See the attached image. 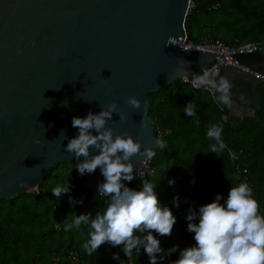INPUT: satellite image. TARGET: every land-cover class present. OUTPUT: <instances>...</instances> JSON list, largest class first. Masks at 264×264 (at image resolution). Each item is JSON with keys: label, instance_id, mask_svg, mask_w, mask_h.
Instances as JSON below:
<instances>
[{"label": "water", "instance_id": "95a60500", "mask_svg": "<svg viewBox=\"0 0 264 264\" xmlns=\"http://www.w3.org/2000/svg\"><path fill=\"white\" fill-rule=\"evenodd\" d=\"M192 3L0 0V200L35 190L47 171L63 162H81L83 157L78 161L65 151L79 131L72 118L98 113L112 102L125 117L113 113L107 122L114 135L128 132L141 151L159 148L155 144L166 126L150 116L149 94L179 79H194L219 57L226 62L214 51L171 41L182 37L186 43ZM235 58L241 66L223 64L218 72L231 84V106L217 101L219 93L214 98L235 117H253L260 109L257 87H264L256 74L264 75V53ZM129 97L137 98L140 108H132ZM144 158H130L134 179L122 181L127 187L141 186L135 173ZM80 180L88 193L97 191L104 177L97 168Z\"/></svg>", "mask_w": 264, "mask_h": 264}, {"label": "trees", "instance_id": "16d2710c", "mask_svg": "<svg viewBox=\"0 0 264 264\" xmlns=\"http://www.w3.org/2000/svg\"><path fill=\"white\" fill-rule=\"evenodd\" d=\"M185 27L188 37L196 42L221 41L235 46L238 43L264 39V0H194L192 13ZM257 94L260 109L253 117H235L219 106L207 89H196L182 80L173 82L149 94V114L164 124L161 138L166 148L159 149L163 159L157 164L152 159L156 173L148 176L163 206L171 209L177 220L171 236L153 235L167 252L174 245L176 252L158 264H172L179 259V251L195 245L194 233L187 230L186 216L191 208L213 202L217 194L224 203L228 191L244 181L252 183V197L259 204V214L264 216V87ZM191 101L195 116H186L185 107ZM223 115H226L223 118ZM222 126L221 139L225 147L211 152L217 141L207 136L210 126ZM218 146V145H217ZM154 151V149H153ZM238 154L232 160L230 152ZM174 180L170 186L168 181ZM69 184L71 191L55 197L52 189ZM132 189L141 190L142 186ZM82 203L71 205L69 197ZM179 196V207L174 197ZM110 198L98 195L96 190L85 193L76 165L63 162L49 169L38 190L0 200V264H149V257L140 249L134 250L130 260L122 245L112 247L102 244L97 252L88 255L83 245L90 240V227L81 225L65 231L80 214L103 213ZM199 223V219L193 221ZM56 224L61 228L57 229ZM140 235V233H136ZM118 253L120 259H113ZM158 258L160 255L157 254Z\"/></svg>", "mask_w": 264, "mask_h": 264}, {"label": "clouds", "instance_id": "9594fccd", "mask_svg": "<svg viewBox=\"0 0 264 264\" xmlns=\"http://www.w3.org/2000/svg\"><path fill=\"white\" fill-rule=\"evenodd\" d=\"M194 84L219 93L217 101L231 106V84L215 69L203 68L202 74L194 77ZM127 103L134 109L141 106L135 97H129ZM101 109L98 113L89 111L84 118H72V126L79 131L76 137L68 141L65 151L73 154L78 161L83 157L76 164L80 175L92 174L97 168L100 169L104 181L99 183L97 191L100 196L109 197L110 200L103 213L97 212L94 218L90 213L80 214L65 227V231L81 225L90 227V240L83 245L88 255L108 243L112 247L122 245L128 260L134 250L139 254L143 248L149 257V264H158V259L162 262L176 252L178 246L174 245L165 252L160 240L152 233L155 231L160 236H171L177 218L169 207L161 204L156 186L152 183L143 181L142 189L137 191L122 182L134 179V166L130 159L133 155L150 159L155 152L150 148L141 151V143L128 132L114 135V130L106 127L113 113H118L121 120L125 119L115 102ZM184 113L195 116L191 101ZM91 130L97 134L93 135ZM222 131V126L218 125L210 126L207 131V136L217 141L211 146L212 153H218L225 147L221 139ZM155 146L166 148L163 140H157ZM90 148L98 150V154H91ZM168 183L172 186L174 180ZM70 191L69 184L52 189L55 197ZM222 199L217 194L213 202L200 206L198 212L189 209L187 230L194 233L195 245L180 250L179 259L172 264H264V216L259 214V204L252 197V189L247 183H241L230 188L223 204L220 203ZM179 202V196L174 197V206L179 207ZM69 203L75 205L82 201L70 196ZM197 218L199 223H194ZM157 254L163 255L158 258ZM113 259L119 260V254L114 253ZM120 264H124V261Z\"/></svg>", "mask_w": 264, "mask_h": 264}, {"label": "built area", "instance_id": "2783aa9c", "mask_svg": "<svg viewBox=\"0 0 264 264\" xmlns=\"http://www.w3.org/2000/svg\"><path fill=\"white\" fill-rule=\"evenodd\" d=\"M190 7L193 8L194 3H192L190 5ZM181 39H182V37H179L177 40L171 39V41L174 42L176 45H178L182 48H185V49H190V50L208 49V50L214 51L217 54L225 57L226 62H224V58L219 57L212 64H210L209 67L205 68L208 70L215 69L217 72H219L220 67L223 64H233V65L241 66L235 58L236 55L239 53H250V52H255V51H263V49H264V39L258 40V41H248V42L238 43L235 46L227 45L221 41H216L214 43H208V42L196 43V42L192 41L187 36H186V43L181 41ZM199 74H202V71L198 74H194V77L196 75H199ZM256 74L262 80H264V75H262L260 73H256ZM182 81L190 83L196 89H207L212 93L213 96L215 95V92L210 88H206L204 86L197 87L194 84V79H187V77H185ZM225 117H226V115H223V118H225ZM151 150L153 151V149H151ZM230 155L232 157V160H236L238 158V154L234 153L232 151L230 152ZM155 173H156V167L153 166L152 159L145 157L141 161L140 171L135 173V175L138 178V180L140 181L141 186H142L143 181L146 182L147 177L153 176V175H155ZM243 183H247L250 188L252 187V183H250V182L244 181ZM56 228L57 229L61 228V225L56 224Z\"/></svg>", "mask_w": 264, "mask_h": 264}, {"label": "rangeland", "instance_id": "374dc122", "mask_svg": "<svg viewBox=\"0 0 264 264\" xmlns=\"http://www.w3.org/2000/svg\"><path fill=\"white\" fill-rule=\"evenodd\" d=\"M154 152H155V155L152 158L155 159L157 164H160L159 160H162L163 157H162V154L160 153L159 148H155ZM35 190H38V188H36Z\"/></svg>", "mask_w": 264, "mask_h": 264}, {"label": "crops", "instance_id": "0c3cea01", "mask_svg": "<svg viewBox=\"0 0 264 264\" xmlns=\"http://www.w3.org/2000/svg\"><path fill=\"white\" fill-rule=\"evenodd\" d=\"M262 52L264 53V49H263V51H262ZM259 85H261V84H259ZM259 85H258V86H259ZM257 88H258V87H257ZM260 107H261V105H260ZM257 110H258V109H257ZM257 110H256V111H257ZM255 113H256V112H255Z\"/></svg>", "mask_w": 264, "mask_h": 264}]
</instances>
